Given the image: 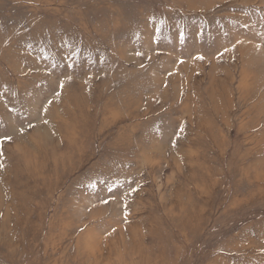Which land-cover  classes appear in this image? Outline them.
I'll use <instances>...</instances> for the list:
<instances>
[{
	"label": "rangeland",
	"instance_id": "374dc122",
	"mask_svg": "<svg viewBox=\"0 0 264 264\" xmlns=\"http://www.w3.org/2000/svg\"><path fill=\"white\" fill-rule=\"evenodd\" d=\"M0 264H264V0H0Z\"/></svg>",
	"mask_w": 264,
	"mask_h": 264
},
{
	"label": "bare ground",
	"instance_id": "6f19581e",
	"mask_svg": "<svg viewBox=\"0 0 264 264\" xmlns=\"http://www.w3.org/2000/svg\"><path fill=\"white\" fill-rule=\"evenodd\" d=\"M33 142H34V141H33ZM102 252H103V251H102ZM102 252H101V253H102ZM91 253H92V252H91ZM91 253H90V254H91ZM89 256H90V255H89ZM92 256H94V255H92ZM96 259H97V258H96Z\"/></svg>",
	"mask_w": 264,
	"mask_h": 264
}]
</instances>
